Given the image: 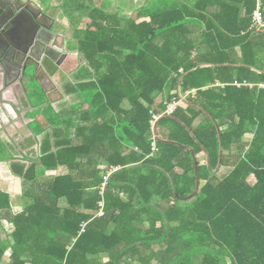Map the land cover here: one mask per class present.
<instances>
[{
    "label": "trees",
    "instance_id": "trees-1",
    "mask_svg": "<svg viewBox=\"0 0 264 264\" xmlns=\"http://www.w3.org/2000/svg\"><path fill=\"white\" fill-rule=\"evenodd\" d=\"M256 6L148 0L116 24L93 11L77 44L90 73L72 90L78 105L56 114L32 88L42 106L33 130L45 135L39 157L14 163L13 172L36 191L17 215L0 191V212L14 227L12 244L0 238V262L10 249L9 264H264V31L250 30ZM174 99L179 106L152 131V116ZM101 155L107 168L119 167L103 190L107 168L89 163ZM5 160L15 159L0 140ZM60 166L66 175L41 182ZM156 244L167 247L154 251Z\"/></svg>",
    "mask_w": 264,
    "mask_h": 264
},
{
    "label": "crops",
    "instance_id": "crops-1",
    "mask_svg": "<svg viewBox=\"0 0 264 264\" xmlns=\"http://www.w3.org/2000/svg\"><path fill=\"white\" fill-rule=\"evenodd\" d=\"M15 0H0V12L12 4ZM28 7L32 12L23 15L27 24L35 27L38 32L39 26L46 30L45 39L50 41L47 54L38 56V65L35 78H23L18 73V68L4 57L0 56V140L6 145L7 151L14 157L13 161H0V191L8 194L12 215L20 214L25 204H27V194L35 192L36 189L31 183L25 182L21 177L13 172V164H21L26 167L31 165V161L40 155L41 140L44 135H35V121L42 112V106L36 104L35 99L30 97L32 88L37 85L42 89L46 97L44 107L51 106L56 114L63 113L66 116L74 106H77L80 98L72 94V90L80 82H85L82 76L90 74L83 73L86 68L85 61L77 50V44L82 37V33L92 23L90 17L93 11H102L111 23H121L130 19L135 11L144 7L148 0H30ZM187 1V0H179ZM193 4V1H190ZM12 13V12H10ZM16 15V12L14 13ZM39 21L43 24L41 25ZM18 20L11 26L18 27ZM22 23V22H21ZM17 27H16V26ZM46 26V27H45ZM48 27V28H47ZM16 42L25 41L28 30H18ZM35 33V34H36ZM32 34V32H31ZM55 34H57L55 36ZM16 35V34H15ZM200 36L198 30H193L192 38L197 40ZM3 61V62H2ZM16 68V69H15ZM88 79V78H87ZM160 99V100H159ZM162 100L157 98V104ZM124 108H128L127 103ZM226 129V127H224ZM52 131L51 128L47 133ZM70 137H74V131L70 132ZM253 138L252 134L244 136L242 143L247 145ZM75 145H80V139H74ZM235 151H231V155ZM99 153L96 155L98 156ZM89 162L91 165L98 164L100 169H106L102 155L100 158ZM23 157L28 160H23ZM201 164L205 163L203 154L199 155ZM226 170V171H225ZM223 171L224 174H220ZM231 171V166L220 170L218 176L225 177ZM66 167L60 166L55 171H49L41 182L57 176L66 175ZM249 183L253 184V178H249ZM66 207L65 200L60 201V208ZM13 225L8 222L0 212V238L3 241L13 243ZM166 244H156L152 246L154 251L165 249ZM10 249L4 254L0 264H9ZM150 264H157L152 260Z\"/></svg>",
    "mask_w": 264,
    "mask_h": 264
},
{
    "label": "flooded vegetation",
    "instance_id": "flooded-vegetation-1",
    "mask_svg": "<svg viewBox=\"0 0 264 264\" xmlns=\"http://www.w3.org/2000/svg\"><path fill=\"white\" fill-rule=\"evenodd\" d=\"M8 6L6 7V9L8 8ZM1 13H2V11H1ZM6 13H7V15L6 14L3 16L1 15L2 17L0 19V22H7V28H6L7 32H5V34L4 33L0 34V56L4 55V57H7V59L9 61H11L14 64V66H16V68H18L17 70L19 73L20 72L19 66L22 64L21 62H28V60L34 61V60L38 59V56L41 53L43 54L45 52V51H43L44 48L41 47V43L36 42L34 37L36 35H38L40 40L48 41L45 39L47 31H45V30L40 31L38 29V32L36 33L35 27L28 25L27 21H26V24H23V22H25L26 19L23 18L22 16L26 15V13H21L11 23H9V21L7 20V18H9L11 16L10 10L7 11ZM17 20H18L17 23H20V25L18 24V27L15 25L17 27L15 29L14 27H11V26ZM39 23L41 25H43L40 21H39ZM20 29L28 30L27 31L28 35H26V36H28V37L30 36V37L27 38L25 41H22L19 43V41L16 42L14 40L18 37L17 33H19L18 30H20ZM31 32H32V34H31ZM23 51H27L26 52L27 54L25 55V57L22 56Z\"/></svg>",
    "mask_w": 264,
    "mask_h": 264
},
{
    "label": "water",
    "instance_id": "water-1",
    "mask_svg": "<svg viewBox=\"0 0 264 264\" xmlns=\"http://www.w3.org/2000/svg\"><path fill=\"white\" fill-rule=\"evenodd\" d=\"M31 1L30 0H15L12 4H10L8 6L7 9H5L4 11H2V13L0 12V19L3 15H7V11L10 10L11 13V16L9 18H7V20L9 21V23L13 22V20L19 16L21 13H26L30 16H33L32 15V12L31 10L29 9L28 5ZM16 12V15L14 14ZM2 15V16H1ZM34 17V16H33ZM7 22H0V34H5V32H7ZM39 30L42 31V30H45V31H48L46 30L43 26H39ZM50 32V30L48 31ZM51 34L54 35V33L50 32ZM57 34H55L56 36ZM35 41L38 42V43H41V47L44 48L43 51H45L43 54H47V50L49 49V45H50V41H43V40H40L38 35H36L35 37ZM27 51H23L22 53V56L25 57V55L27 54L26 53ZM39 59H36L34 61H29L28 62H21L22 64L19 66V69H20V72L19 74L23 77V78H27V79H31L32 78H35L36 74V70H37V65H38V61ZM24 61V60H23Z\"/></svg>",
    "mask_w": 264,
    "mask_h": 264
},
{
    "label": "built area",
    "instance_id": "built-area-1",
    "mask_svg": "<svg viewBox=\"0 0 264 264\" xmlns=\"http://www.w3.org/2000/svg\"><path fill=\"white\" fill-rule=\"evenodd\" d=\"M250 30L251 31H257V32L258 31H264V16H263V10H262L260 0H257L256 9L254 10V12L252 14V22H251ZM232 85L237 87V88H240V87L252 88L253 87L251 84H247L245 82L244 83H238L237 81H234L232 83ZM216 86L223 87L224 85H220L219 83H216ZM261 87H263V86H261ZM192 93H194V91H192ZM188 94H189V92L186 93V95H188ZM180 103H181V101H177L174 99L171 103H169L166 106V109L162 114H154L152 116V122H151L152 131L154 129L155 123L161 118V116L162 115H171L175 111V109L179 106ZM152 149L155 150V144L154 143H152ZM117 170H119V167L107 168L105 174L102 177L101 190H103L105 188V186L107 185V181H108V178L110 177V175L113 174L114 172H116ZM100 206H102V204H100ZM97 216L98 217L102 216L101 210L97 213Z\"/></svg>",
    "mask_w": 264,
    "mask_h": 264
},
{
    "label": "rangeland",
    "instance_id": "rangeland-1",
    "mask_svg": "<svg viewBox=\"0 0 264 264\" xmlns=\"http://www.w3.org/2000/svg\"><path fill=\"white\" fill-rule=\"evenodd\" d=\"M160 100V99H159ZM226 171V170H225ZM221 175L224 174L223 171L220 173ZM105 259V258H104Z\"/></svg>",
    "mask_w": 264,
    "mask_h": 264
}]
</instances>
